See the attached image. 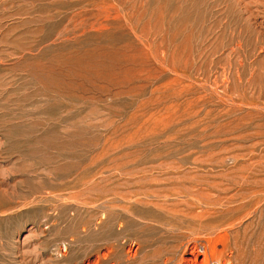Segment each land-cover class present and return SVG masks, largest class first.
<instances>
[{
    "label": "rangeland",
    "instance_id": "rangeland-1",
    "mask_svg": "<svg viewBox=\"0 0 264 264\" xmlns=\"http://www.w3.org/2000/svg\"><path fill=\"white\" fill-rule=\"evenodd\" d=\"M211 262L264 264V0H0V264Z\"/></svg>",
    "mask_w": 264,
    "mask_h": 264
},
{
    "label": "built area",
    "instance_id": "built-area-1",
    "mask_svg": "<svg viewBox=\"0 0 264 264\" xmlns=\"http://www.w3.org/2000/svg\"><path fill=\"white\" fill-rule=\"evenodd\" d=\"M197 253H199L202 256V260L204 259V252L205 249L203 246L197 247V249H195ZM210 264H215L214 262H211Z\"/></svg>",
    "mask_w": 264,
    "mask_h": 264
}]
</instances>
